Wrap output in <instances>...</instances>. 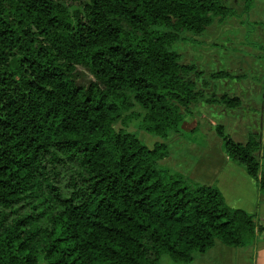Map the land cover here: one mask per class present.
<instances>
[{"label": "trees", "instance_id": "obj_1", "mask_svg": "<svg viewBox=\"0 0 264 264\" xmlns=\"http://www.w3.org/2000/svg\"><path fill=\"white\" fill-rule=\"evenodd\" d=\"M254 2L0 0V264H191L217 240H262L253 214L165 166V142L150 148L128 130L138 120L164 140L200 101L242 106L209 96L205 72L181 63L177 47ZM78 68L93 80L82 83ZM260 83L261 107L264 73ZM215 132L264 195V135L241 144L221 124Z\"/></svg>", "mask_w": 264, "mask_h": 264}, {"label": "rangeland", "instance_id": "obj_2", "mask_svg": "<svg viewBox=\"0 0 264 264\" xmlns=\"http://www.w3.org/2000/svg\"><path fill=\"white\" fill-rule=\"evenodd\" d=\"M255 25L258 26L254 29ZM253 38L264 46V23H252L249 15H244L214 25L204 35L189 38L188 41L178 44L181 63H193L199 70L205 72V76L198 80V84L203 87L204 82L208 83L209 86L203 89L209 96L225 92L236 95L241 97L242 106L238 110H231L221 105L209 104L204 100L200 101L193 105V116L187 120L181 131L170 134L164 140L140 130L139 121H133L128 130L136 133L147 146L152 148L157 141L167 144L169 155L162 163L169 169L187 172L203 160L208 161L210 154L214 158L226 154L222 140L215 133V126L224 125L229 134L230 128L226 124L228 120H224V116L229 118L231 113L248 118L252 122L250 132L262 131L261 116L264 118V105L258 106L257 101L261 99L260 76L264 73V64L257 56L263 51L256 47L258 43L254 42ZM219 70L230 72L234 78L211 80L209 74ZM78 73L82 83L93 80V76L84 68H78ZM136 110L142 112L139 107ZM262 163L263 158L261 170L264 171ZM200 256L202 255L197 254L196 264H199ZM160 264L176 263L165 256Z\"/></svg>", "mask_w": 264, "mask_h": 264}, {"label": "crops", "instance_id": "obj_3", "mask_svg": "<svg viewBox=\"0 0 264 264\" xmlns=\"http://www.w3.org/2000/svg\"><path fill=\"white\" fill-rule=\"evenodd\" d=\"M248 15L250 22L264 23V0H255ZM257 26L255 25L254 29ZM253 40L260 45L255 38ZM263 105L264 103H262ZM225 113L227 114V112ZM230 116L229 118L224 116V120H228L226 124L230 128V130L228 129L229 134L236 142L246 144L252 122L246 117L237 115V113H231ZM208 159V161L203 160L198 163L197 166L187 172L180 169L174 171L185 174L193 181L203 185H217L228 206L243 209L253 214L258 228L264 229V195H259L255 180L249 177L242 168H237L238 166L230 161L227 154L217 155L216 158L210 154ZM262 166H264V156ZM197 254H194L191 264H196ZM200 255L202 256H200L199 264H264V234H262V240L257 244L243 248L228 247L217 240L209 252ZM163 257L160 262H162Z\"/></svg>", "mask_w": 264, "mask_h": 264}, {"label": "water", "instance_id": "obj_4", "mask_svg": "<svg viewBox=\"0 0 264 264\" xmlns=\"http://www.w3.org/2000/svg\"><path fill=\"white\" fill-rule=\"evenodd\" d=\"M263 116H261V130H263L264 122H263ZM263 141V132H260V142Z\"/></svg>", "mask_w": 264, "mask_h": 264}]
</instances>
